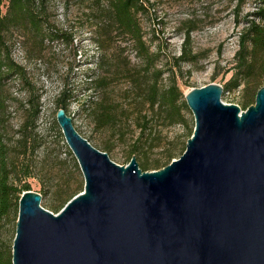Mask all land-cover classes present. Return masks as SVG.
Segmentation results:
<instances>
[{
	"label": "water",
	"instance_id": "95a60500",
	"mask_svg": "<svg viewBox=\"0 0 264 264\" xmlns=\"http://www.w3.org/2000/svg\"><path fill=\"white\" fill-rule=\"evenodd\" d=\"M211 82L185 93L195 116L184 152L167 165L127 164L57 121L84 189L54 212L20 198L13 264H264V85L243 109Z\"/></svg>",
	"mask_w": 264,
	"mask_h": 264
},
{
	"label": "trees",
	"instance_id": "16d2710c",
	"mask_svg": "<svg viewBox=\"0 0 264 264\" xmlns=\"http://www.w3.org/2000/svg\"><path fill=\"white\" fill-rule=\"evenodd\" d=\"M246 1L236 0L232 5L235 19L239 20ZM255 3V8L246 13V23L238 35L235 71L230 83L237 86L243 80L249 86L259 89L264 76V0H256ZM154 4L155 1L151 0H94L88 19L91 38L100 51L94 56V65L86 68L85 80L77 84L74 75L82 65L84 52L76 43V32L50 25L46 0H0V230L3 221L12 213L18 219L20 198L25 190L31 189L28 181L23 182V178L30 175L31 167L27 171L22 170L18 160L35 147L43 106L40 87L27 67L13 56L14 42L10 32L15 28L21 29L24 40L34 41L35 45H44L48 39L63 40L72 46L71 61L66 78L55 96V104L58 108L63 106L68 112L69 103L80 89L91 90L94 126L108 133L109 140L122 138L126 134L124 124L131 121L139 132L132 149L126 155V161L129 162L136 152L144 153L148 148L158 145L155 121L161 120L163 125L184 121L182 109L188 103L186 100L180 102L184 93L178 84V77L185 62L195 63L200 57V53L191 44L192 33L198 28L193 17L181 23L183 40L178 54H168L164 60L160 48L152 49L141 17L151 18L150 7ZM151 19L156 21L162 18L155 13ZM121 35L131 41L142 65L138 69L130 66L128 55L125 63L117 59L115 42ZM154 36H158L156 31L152 32ZM36 50L37 46L31 50V54L36 55ZM166 76L169 83L162 85ZM16 78L21 79L29 95L21 102L24 117L19 128L13 131L10 101L15 97L11 91V82ZM118 81L126 83L120 87L123 94L119 97L114 92ZM252 91L247 93L246 108L255 102L256 95L253 98ZM193 132L194 128H190L188 138ZM87 138L91 141L90 137ZM113 147L114 143L107 141L101 149L110 154ZM173 149L170 148L164 157L156 159L152 165L157 168L163 161H166L164 166L170 163L174 156ZM140 165L143 169H150L148 163ZM79 188L80 191L84 189L82 185L71 191L63 199V206L78 193ZM0 264H13V248L4 251L0 247Z\"/></svg>",
	"mask_w": 264,
	"mask_h": 264
},
{
	"label": "rangeland",
	"instance_id": "374dc122",
	"mask_svg": "<svg viewBox=\"0 0 264 264\" xmlns=\"http://www.w3.org/2000/svg\"><path fill=\"white\" fill-rule=\"evenodd\" d=\"M155 4L150 7L151 18L158 14L161 20H152L148 16H142L143 27L147 31L146 37L153 50L160 48L164 60L168 54H178L183 40L181 23L187 18L193 17L197 29L192 33V47L200 53L199 60L195 63L185 62L182 72L179 73L178 84L184 95L180 102L186 100L185 93L193 87L206 85L211 82L226 86L222 98L228 103H237L243 109L247 93L253 90V98L258 87L253 88L246 81H241L237 86L230 83L235 71V52L238 49V35L245 25L246 13L255 8L256 0H247L240 12L239 20L234 18L232 12L236 0H151ZM94 0H46V11L50 25L60 29H70L76 32V43L81 46L84 55L82 65L76 70L74 80L78 84L85 80L86 68L94 65V56L100 49L91 38L90 9ZM163 21V22H158ZM156 31L157 37H152ZM14 42L13 56L25 65L31 76L40 87L42 96V112L39 118L37 140L35 147L26 155H21L18 165L22 170L30 169V175L23 178L31 185V189L43 194L42 205L59 212L63 206V199L67 195L85 184L84 174L79 162L68 145L60 124L57 121V109L55 96L66 78L67 68L72 57V46L63 40L50 41L46 39L44 45H35L34 41H25L21 29L15 28L11 32ZM21 49H17L18 45ZM116 57L121 63H125L126 55L131 59L130 66L134 69L141 67L139 57L136 56L131 41L118 36ZM119 45V46H118ZM37 46L36 55L31 50ZM88 56V58H86ZM165 75H168L167 73ZM123 80V78H121ZM169 83L168 76L162 85ZM264 85V76L262 80ZM126 85L118 81L116 96L122 95L120 87ZM250 87V88H249ZM11 91L15 98L11 103V127L17 130L24 117L21 102L28 95V89L23 86L21 79L16 78L11 82ZM93 92L88 89H80L68 106V113L73 117L75 125L83 135L90 137L91 141L102 148L107 141L114 143L110 156L121 164H127L126 155L132 149L134 139L139 129L134 127L131 121H127L123 128L125 135L120 139L109 140L106 132L98 130L94 126L92 116ZM95 95V94H94ZM254 100V99H253ZM254 103V101L252 102ZM184 121L163 125L161 120L156 124V143L154 148H148L144 153L136 152L140 163H148L150 169H156L152 163L170 149L174 148L173 159L178 158L187 145L188 131L195 126V116L189 106L183 107ZM163 161L157 168L164 166ZM149 169V170H150ZM80 191V188L77 192ZM19 210V207H18ZM19 212V211H18ZM17 219L14 213L3 221L0 230V247L7 251L13 248L16 234Z\"/></svg>",
	"mask_w": 264,
	"mask_h": 264
},
{
	"label": "built area",
	"instance_id": "2783aa9c",
	"mask_svg": "<svg viewBox=\"0 0 264 264\" xmlns=\"http://www.w3.org/2000/svg\"><path fill=\"white\" fill-rule=\"evenodd\" d=\"M17 49H19V50L21 49V45L20 44L17 46Z\"/></svg>",
	"mask_w": 264,
	"mask_h": 264
}]
</instances>
